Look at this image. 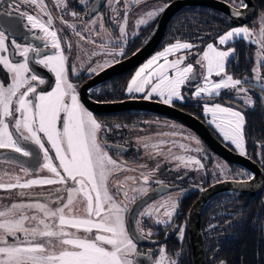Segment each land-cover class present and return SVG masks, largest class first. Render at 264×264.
I'll return each mask as SVG.
<instances>
[{"label":"snow or ice","instance_id":"snow-or-ice-1","mask_svg":"<svg viewBox=\"0 0 264 264\" xmlns=\"http://www.w3.org/2000/svg\"><path fill=\"white\" fill-rule=\"evenodd\" d=\"M2 2L3 0H0V3ZM23 2L39 7L43 15L48 16V20H42L40 15L34 16L21 12V0H10L9 7H13L21 17L26 18L27 24L31 25L32 29H40L43 36L37 35L34 38L42 41L43 49H47L50 44L56 52L49 55L41 47L31 44L22 46L15 39L11 41L10 47L6 43L7 29L0 25V66L8 71L11 80L7 86L0 82V149H10L22 157L36 159L37 154L25 146L35 145L42 153L44 161L42 165H38V168L46 169L50 175L27 180L15 176L8 182H4L0 177V189L25 190L34 186L49 185L62 187L56 188L54 193L44 194L43 201L0 206V264H142L133 259V256L139 254L135 237L127 226L128 208L118 200L121 194L130 202L136 197H128V193L121 187H117L115 191L109 187V177L114 173L134 171V169H128L125 164L109 155L105 140V133L109 129L80 102L76 86L69 78L67 58L61 39L58 38L57 31L53 29L54 18L47 10L44 0H23ZM81 2L86 3V0ZM57 6L67 7L65 0H57ZM168 6L163 3L160 7L153 8L145 13L137 24H147ZM239 7L247 8L244 0H239ZM230 10L233 16L241 15L237 10L236 0H233ZM0 15H9V13H0ZM71 15L78 16L75 12ZM99 19L86 22L84 31L88 30L89 24L94 26ZM126 20L127 13L119 27V41L110 39L100 43L83 35L81 31H76L74 25L67 26L73 28L81 40L94 44L98 49L104 50L111 47L118 49V51L106 53L115 57L124 54L123 43H126L124 38L127 35ZM261 23L264 25V17ZM100 27L104 30L102 23ZM252 35L249 28L239 27L231 29L218 39L223 45L240 37L252 43H259L261 51H264V26L261 27L257 39H252ZM193 47V44L179 40L166 47L135 73L127 85V93H143L145 99L158 96L161 102L168 105H171L174 100L182 99L181 87L189 80L194 81L196 73L191 63L184 67L180 66L183 63V57L174 61H169L168 57L180 50H190ZM67 48L71 50L70 42ZM230 51L218 50L211 43L207 45V51L203 53L205 63L197 61L201 63L205 71L204 83L197 87L195 96L203 98L202 93L207 96H216L220 94L219 90L230 89L238 94L242 93L241 99L245 105L254 107L255 101L243 87L247 83L246 79H234L232 75L225 73L220 81H209L213 73L221 76V73L225 72V61ZM93 54L104 55L105 53L101 51L93 52ZM15 55L23 59L15 61L10 58ZM161 59L167 65L166 69L164 65H158L152 71H147ZM115 62H117L115 59L97 62L95 66L89 68V73L99 74ZM32 63L41 65L54 73L55 86L51 91L37 90L40 85L45 84V80L30 67ZM168 70H171V75ZM72 71L75 72L76 69L73 67ZM256 79L264 80L259 75ZM260 90L262 95L259 99L264 102V84L260 85ZM208 111L212 112L214 120L217 113L222 114L220 122L216 124L217 129L225 140L240 149L241 154H245L242 146L245 115L232 107L219 104L210 109L206 107V113ZM164 135H175V133ZM163 143L166 142H160V144ZM160 144H144L143 146L146 149H159ZM46 145H50V148ZM179 147L186 146L181 144ZM53 150L58 164L53 162V157L50 155V151ZM175 159L185 162L191 158L178 156ZM13 162L18 164L25 175L29 173V168L22 161ZM195 163L200 162L196 160ZM151 171L154 170H150L148 174L141 173L145 184L150 179ZM129 179L135 180L134 177H125L120 183ZM133 191L146 194L147 189L140 187ZM20 195L24 196L26 193L21 191ZM176 209L177 204L172 202L164 212L168 219L162 221L157 218L156 222L170 223ZM138 215L151 218L153 212L144 211ZM135 223L137 231L143 235L144 229L140 227V220H136ZM81 231L85 233L84 236L78 234ZM178 231L182 239L183 228H179ZM147 235L150 236L151 233ZM154 264H176V261L170 260L166 255V249L161 248L159 259ZM221 264L226 262L221 261Z\"/></svg>","mask_w":264,"mask_h":264},{"label":"flooded vegetation","instance_id":"flooded-vegetation-1","mask_svg":"<svg viewBox=\"0 0 264 264\" xmlns=\"http://www.w3.org/2000/svg\"><path fill=\"white\" fill-rule=\"evenodd\" d=\"M98 1L99 2H97V0H86V3H82L81 0H65L67 7L61 8L57 6V0H44V4L47 5V10L51 12L54 18L53 29L57 31L58 38L61 39L62 48L67 58L69 78L76 86L77 94L82 104L83 101L79 95L80 87L91 77L97 75L90 74L89 68L95 66L97 62L102 61V55H94L93 52H101L107 49H98L94 44L81 40L73 31V28L67 25H74L76 31H81L83 35L89 36L93 40H96L97 43H100L118 37L120 33L119 27L120 24L124 22L125 13H127L126 32L133 25L130 23L142 13L141 11L138 12L136 14L137 16L135 15L132 19L135 13L133 12L135 5L132 6L130 0H119V2H116V0ZM171 1L173 0H166V4H169ZM222 1L230 5L233 2V0ZM159 2H163V0ZM159 2L156 0L155 5L152 7L157 8ZM9 4L10 0H3V2L0 3V13H9V15H0V25H3V27L7 29L6 35L8 39L6 43L11 47V41L15 39L16 42L22 46L31 44L32 46L41 47L43 49L42 41L34 38L37 35L43 36L40 29H32L31 25L27 24L26 18L21 17L19 12L15 11L13 7H9ZM239 8V5H237V9ZM20 11L27 12L34 16L40 15L42 20H48V16L43 15L39 7L24 3L23 0H21ZM72 12L77 13L78 16L73 17L71 15ZM160 15L161 13L146 25V27L139 29L138 34L141 32L146 33V30H152L149 34L151 36V33L157 26ZM219 15V19L222 20L223 25H228L230 21L229 18L222 13ZM61 17L63 18L62 20ZM97 18H100L97 23L94 26L89 24L88 30L84 31L86 22L97 20ZM101 23L103 24L104 30H101ZM228 29H226L224 33H226ZM224 33L217 35V37ZM138 34H136L132 40L129 39L123 44L124 54L122 56L120 55L118 60H116L117 62L123 61L125 58L135 53L136 50L146 42L145 41L141 46L137 47L136 38L139 36ZM217 37L205 41H202L204 40V36L199 37L198 41H196L201 43L198 52L200 53L203 50L207 42H213ZM69 42L72 44L70 51L67 48ZM175 42L177 41H173L170 44ZM170 44L165 45L161 50L165 49ZM252 46L254 47V45ZM225 48H227V45ZM227 49H233L234 56L230 58L226 64L225 73L232 75L234 79L242 80L246 78L247 83L245 84L247 85L249 82L252 83L253 70L251 76H246L245 74L240 76V74L245 71L244 69H240V55L235 54V49L233 47ZM115 50L118 49L114 47L111 49V51ZM157 50L154 53H157ZM43 51L49 55L56 52L55 49L51 48L50 44L48 48L43 49ZM254 52L255 48L253 54ZM30 55L32 54L30 53ZM10 58L15 61L23 59L19 55L10 56ZM113 64L114 63H112L111 66ZM138 66H136V68ZM30 67L45 80V84L40 85L37 90L51 91L55 86L54 73L35 63H32ZM73 67L76 69L75 72L72 71ZM136 68L125 70V72L117 74L113 76V78L90 87L86 91L90 101L97 104H114L115 102H124L126 100H150L163 103L158 96L145 99L143 94L136 96L127 93L126 89L129 84L128 82L136 73ZM225 73H222L221 76H215V79L219 80L221 77L225 76ZM0 82L5 86L11 82L10 75L3 66H0ZM189 83L192 85L184 86L180 89L183 98L174 100L169 106L175 107L179 111L192 115L201 121L212 137L221 145L223 144L233 153H238L232 145L225 143L222 140L223 138L220 137V131L216 127V124L220 122V114L217 113V117L214 120L211 111L206 113V107L210 109L216 104L232 107L233 103L231 102L229 94L222 92L216 96H207L202 93L201 95L203 98H199L195 96V92L197 91V85L200 84V81L190 80ZM262 83L264 84V81ZM255 93L259 95L257 96ZM253 94V99L255 101L254 107L249 106L241 109V112L245 115L246 121L243 127L245 154L242 156L255 162L264 176V149H262L264 148V142H260L257 149L253 148L254 145L248 147L246 141L248 136L245 135L248 120L246 116H248V114L255 115V113H258L260 119H255L258 122H251L254 126L251 127V131L248 133L252 136L253 141L263 138V136L258 135V131H263L261 128H264V102H261L259 99L262 93L260 89H257ZM83 106L85 107L84 104ZM85 108L92 112L94 117L109 129L105 133L109 155L113 159L125 164L128 169H134V171L126 170L114 173L109 177V187L113 191H115L117 187H121L123 191L128 193V197H136V199L131 202L125 200L122 194L118 197L121 204L125 202L128 203L127 218L131 206L142 200V197H146V200L136 209V213L132 218L138 235H136L138 239L135 243L137 244V253L139 254L138 256H133V259L137 260V258H139V262H142V264H154V262L159 259L160 249L165 248L167 257L170 260L176 261V264H195L189 233V215L192 205L200 198L199 196L203 191L210 190L213 186L226 181L247 182L254 178V174L248 169L237 165V163H231L226 161L223 157H220L213 150L208 148L199 134L175 118L173 119L163 114L160 115L151 111L147 112L139 109L115 110L113 112L100 113L92 109L90 110L87 107ZM152 127L154 129H152ZM158 132H160V134ZM165 133H175V135H164ZM138 138L144 139L138 140ZM161 141L166 143L160 144ZM144 144H160V147L159 149H146L143 146ZM181 144L186 147H179ZM25 146L29 147L30 150L37 154L36 159L22 157L19 153H16L19 159H10L5 157L4 153L12 151L3 149H0V157L12 162L22 161L27 165H34L39 158L40 162L38 165H42L44 161L39 149L31 144ZM169 149H171V151H169ZM50 154L53 157V162L58 164L52 151H50ZM178 156L190 157L191 159L181 162L175 159V157ZM196 160H199L200 163L196 164ZM15 164L18 166L17 163ZM38 165L35 168L28 167L29 171L32 173L38 172L40 169ZM141 165H144V167H141ZM0 170H2V172L6 171L3 169ZM150 170L154 171H151L150 179L147 184H145L141 173L148 174ZM49 175L50 173L46 169H43L42 173L37 174L38 177H46ZM125 177H134L135 180L129 179L121 184L120 181H123ZM3 181L8 182L6 179H3ZM60 187L62 186L49 185L34 186L25 190L18 188L2 189V193L6 194L7 191L12 194L14 193L17 196V200L21 202H35L36 200L43 201L45 199L44 194L54 193L55 189ZM140 187H145L147 189L146 194L133 191V189H138ZM21 191L25 192L26 195L21 196ZM262 193H264V185L259 191H256L252 197L248 192L245 193L239 190L217 191L213 192L204 202L200 208L199 220L205 264H221V261L226 262V264H264V195ZM36 194L42 195L38 196ZM172 202L177 204V209L171 222L167 224L157 223V218L162 221L168 219L164 215V212L165 208L170 207ZM54 206L55 205H53V207ZM144 211L153 212L152 217L148 218L138 215ZM136 220H140V227L144 229L143 235L137 231ZM181 227L184 230L182 239L178 231ZM149 232L151 233L150 236L147 235ZM78 234L81 236L85 235L83 231Z\"/></svg>","mask_w":264,"mask_h":264},{"label":"water","instance_id":"water-1","mask_svg":"<svg viewBox=\"0 0 264 264\" xmlns=\"http://www.w3.org/2000/svg\"><path fill=\"white\" fill-rule=\"evenodd\" d=\"M97 2L99 1L97 0ZM244 3L247 4V8L240 7L237 10L241 13V15L233 16L230 10L231 5L223 2L222 0H173L169 2V6L159 16L157 26L151 33V36L138 50H136L135 53L125 58L123 61L114 63L112 66L102 70L99 74L91 77L88 81L83 83L79 90V95L81 96V100L83 101L85 107L89 108L90 110L92 109L95 112L103 113L109 111L113 112L115 110L139 109L147 112L151 111L160 115L163 114L173 119L175 118L183 124L192 128V130L199 134V136L203 138V140L207 144L208 148L213 150L220 157H223L226 161H229L231 163H237V165L248 169L254 174V178L248 180L247 182L226 181L215 185L212 187V189L203 191L199 196L200 198L192 205L189 215V233L190 243L192 244L193 256L195 258V264H205L203 256V244L201 243L199 220L201 206L213 192L217 191L239 190L245 193L248 192L249 195L252 197L253 194L256 191H259V189L262 188L264 185L263 172L261 171L259 166H257L256 163L250 160L249 158L244 157L238 153H233L232 151L227 149L223 144L221 145L215 138L212 137L210 132H208L206 126H204L201 121H199L192 115L179 111L175 107H171L164 103H159L150 100H126L124 102H115L114 104H97L93 101H90L88 95L86 94V91L94 85L100 84L105 80L113 78V76L117 74L125 72V70L136 68V66L146 61L148 59L147 57L152 55L159 48V44L162 42L165 36V31L167 29L170 19L177 12H179L181 8L194 6L200 8L206 7L215 11L217 10L218 12L222 13L227 18H229L230 25L240 26L249 24L251 20H253V17L256 15V7L254 6L253 0H244ZM4 156L10 159H19V156L13 152H5ZM39 162L40 160L38 158L34 165H27L25 162L24 164L29 168H35L39 164ZM145 200L146 197H142V200L132 205L127 218L128 228L132 231V234L135 237V241L138 239V235L134 227L132 218L136 213V209L140 207L142 205V202H144ZM137 261H139V258H137Z\"/></svg>","mask_w":264,"mask_h":264},{"label":"rangeland","instance_id":"rangeland-1","mask_svg":"<svg viewBox=\"0 0 264 264\" xmlns=\"http://www.w3.org/2000/svg\"><path fill=\"white\" fill-rule=\"evenodd\" d=\"M131 1V4H132V6H134V11L133 12H135L134 14H133V17H132V19L134 18V16L138 13V12H142V13H140L139 14V16H138V18H136L134 21H132L130 24H133L130 28H129V30L126 32L127 33V35H126V37L124 38L125 39V41H127V40H132L135 36H136V34H138V31H139V29H141V28H144V27H146V25H148L152 20H150L147 24H140V25H138L137 24V21L141 18V17H143L144 15H145V13H147V12H149V11H151V10H153V8H155V7H152L153 5H155V3H156V0H135V2H134V0H130ZM158 2L159 1H162V0H157ZM163 3H166V0H163V2H159L158 3V6H157V8L158 7H160ZM152 8V9H151ZM137 16V15H136ZM262 17H264V14H257L254 18H253V20H252V22L249 24V25H240V26H234V27H231V28H229L227 31H226V33L228 32V31H230L231 29H234V28H239V27H247V28H249V30L252 32V39H257L258 38V35H259V31H260V29H261V27L262 26H264V25H262V23H261V19H262ZM113 24H115V23H113ZM119 27V26H118ZM225 34V33H224ZM119 38H120V33L118 34V37L116 38V37H114L112 40H114V41H119ZM238 39H243V38H240V37H237V38H234L233 40H230V41H228V42H226L225 44H223V45H221L220 43H219V39H218V37H217V39L215 40V41H213V42H207L206 43V45L204 46V48H203V50L199 53L198 52V50H199V47L201 46V43L200 42H194V47L192 48V49H183V50H180V51H178V52H176V53H174L173 55H170L169 57H168V59H169V61H174V60H176L177 58H179V57H183L184 58V60H183V63L180 65L181 67H184L185 65H187V64H189V63H191L192 64V66H193V68H194V72H196V79L195 80H197V81H200V84L202 85L203 83H204V81H203V74H204V69L201 67V63H205L204 61H203V53L205 52V51H207V45L209 44V43H211V44H213L214 45V47H216L218 50H222V51H229V50H231L230 51V54H229V56H228V58H227V60L225 61V69H226V64L228 63V61L230 60V58H232L234 55V52H233V49H227V48H225V46L226 45H228L229 44V42H232V41H235V40H238ZM244 41H245V43H250V44H252V45H254V48H255V52H254V56H253V61H254V69H255V71H254V69H253V73H252V77H253V80H252V83L251 82H249V84L247 85V84H244L243 85V87H245L247 90H248V94L253 98L254 97V94H253V92H255V91H257V89H260V85L261 84H263L262 82L264 81V80H261V81H257V79H256V76L257 75H259L260 77H262V78H264V51H261V47H260V45H259V43H252V42H250V40H245V39H243ZM182 42H184V41H182ZM123 43V42H122ZM176 43V42H175ZM123 44H125V43H123ZM174 44V43H173ZM170 45H172V44H170ZM168 47V46H167ZM113 48V47H112ZM112 48H109V49H107V50H105V51H103L105 54L104 55H102V58H101V60L103 61V60H105V59H107V60H113V59H115V61L116 60H118V58L120 57V55H116L115 57H112V56H109V55H107L106 53L108 52V51H111V49ZM115 51H118V50H115ZM162 51H164V49L163 50H159L157 53H154L153 55H151L150 57H148V60H146L144 63H142L141 65H139L137 68H136V72L141 68V67H143L149 60H151L154 56H157L159 53H161ZM200 61L201 63H197V61ZM101 61V62H102ZM158 65H164V68L166 69L167 68V65H165L164 64V61L161 59V60H158L156 63H154L152 66H151V68H149L147 71H152V69H155V68H157L158 67ZM169 71V74L171 75V70H168ZM225 73V72H224ZM223 73V74H224ZM156 74H158V73H156ZM222 74V73H221ZM135 76V74L132 76V78ZM215 76H217V75H215V73H213V75L209 78V81L211 82V81H220V79L222 78H220L219 80H217V79H215ZM132 78L130 79V81L132 80ZM153 78H155V77H153ZM226 78V77H225ZM246 78H244V79H242V80H245ZM129 81V82H130ZM190 81V80H189ZM189 81L188 82H186L182 87H184V86H191L192 84L191 83H189ZM128 82V83H129ZM200 84L199 85H197V86H200ZM250 85V86H249ZM257 88V89H256ZM219 92L220 93H222V92H226L227 94H229V97L231 98V102L233 103V106H232V108H234V109H236V110H239V111H241V109H243V107H249V106H247V105H245V103H244V101H243V99H241V96L243 95L242 93L241 94H238L235 90H230V89H221V90H219ZM141 94H143V93H133V95H141ZM144 95V94H143ZM255 95H259L258 93H255ZM254 100V99H253ZM243 114V113H242ZM222 114H220V116H221ZM152 129H154L153 127H152ZM159 134H160V132H158ZM220 134H221V132H220ZM220 137H222L223 139V141L225 142V143H229L230 145H232L235 149H236V151L239 153V154H241V151H240V149H238L234 144H232L230 141H228V140H225L224 139V136L221 134V136ZM47 147H50V145H46ZM243 150H244V153H245V148H244V141H243ZM3 150H7V151H9L10 149H3ZM52 154L53 155H55V152H54V150L52 151ZM51 155V154H50ZM241 155H244V154H241ZM43 156V155H42ZM58 161V160H57ZM59 163V162H58ZM0 169H3V170H6L5 172H2V170H0V177H2L3 179H6L7 181H10V180H12L15 176H20L21 178H22V180H27V179H31V178H36V177H38L37 176V174H40V173H42V168H40L39 169V171L38 172H35V173H32V172H30L29 171V173L27 174V175H25V173H23L21 170H20V167L19 166H17L15 163H13L12 161H9L8 159H6L5 160V158H1L0 157ZM6 190V189H5ZM13 203H30V202H21V201H18L17 200V196H16V194H12V193H9L8 191H7V193L6 194H4V193H2V189H0V206H10L11 204H13ZM122 205H127V207H128V203H124V204H122Z\"/></svg>","mask_w":264,"mask_h":264},{"label":"trees","instance_id":"trees-1","mask_svg":"<svg viewBox=\"0 0 264 264\" xmlns=\"http://www.w3.org/2000/svg\"><path fill=\"white\" fill-rule=\"evenodd\" d=\"M236 3L239 5V0H236ZM253 3L256 7V15L264 14V0H253ZM219 14L220 13L217 10L215 11L206 7L200 8L192 6L181 8V10L170 19L165 31V36L162 42L159 44L157 52L164 48L165 45L170 44L173 41L184 40L194 43L198 41V38L201 36H204V40L202 41H205L224 33V31L229 27H234L233 25L229 24L223 25L222 20L219 19ZM151 31L152 30H146V33L141 32L138 34L139 36L136 38L137 47L141 46L145 41H147L148 37H150L149 34ZM229 47H233L235 49V54L240 55V69L245 70L240 74V76L243 74L246 76H251L252 70L254 68V47L251 44L245 43V41L242 39L229 43L227 48ZM246 117L248 119L245 133V135L248 136L246 139L247 146L251 147L254 145L253 148L257 149V147L260 145V142H264V128H261L263 131H258V135L263 136V138L261 140L257 139V141H253L252 136H250L248 132H250L251 127L254 126V124H251V122L255 123L257 121L255 119H260V116L258 113H255V115L248 114ZM262 194L264 195V193Z\"/></svg>","mask_w":264,"mask_h":264}]
</instances>
